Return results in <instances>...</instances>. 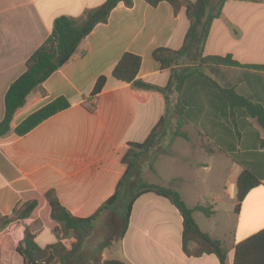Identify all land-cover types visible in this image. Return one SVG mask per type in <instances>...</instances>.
<instances>
[{"label": "crops", "instance_id": "0c3cea01", "mask_svg": "<svg viewBox=\"0 0 264 264\" xmlns=\"http://www.w3.org/2000/svg\"><path fill=\"white\" fill-rule=\"evenodd\" d=\"M105 1L0 0V120L5 114L7 90L27 70V61L51 34L55 18H77ZM131 2L129 7L118 3L108 20L86 36L85 51L32 91L14 126L56 98H64L68 107L23 135L10 132L0 137V215H10L29 200L39 201L29 218L0 231V264H10L24 227L35 220L42 223L35 237L37 245L44 248L56 242L51 233L54 223L43 198L47 191H55L71 215H94L114 195L126 171L124 157L130 144L143 143L160 122L164 112L161 98L153 93L145 103H138L131 84L115 79L112 70L124 53H131L141 61L137 79L165 87L170 71L162 69L152 53L158 48L178 50L189 21L184 7L174 14L165 1L155 6L144 0ZM226 55L243 66H264V1L223 3L209 27L203 56ZM202 70L219 85L233 88L253 105H261L264 116V69L203 65ZM99 77L105 78L103 88L91 96ZM193 82L182 95V103H187L182 127L176 128L177 116L170 103L164 113L168 116L166 127L157 140L159 144L168 137L169 149L148 163L150 172L141 165L140 176L147 183L171 186L189 207L211 204L215 211L211 217L195 211L193 218L203 232L224 244L228 249L226 264H232L235 245L264 228V178L235 211L236 179L242 165L264 171V147L258 148L264 129L255 115L231 103L222 110L212 106L215 101ZM172 98L176 100V94ZM201 140L216 152L204 154ZM163 162L167 165L164 173L157 167ZM216 163L227 173L220 190L199 173L208 174ZM111 217L112 212L105 210L94 227ZM116 229L110 224L108 234L91 250L85 245L86 258L117 259L126 264H219L214 254H184L179 212L166 198L152 192L133 202L121 239Z\"/></svg>", "mask_w": 264, "mask_h": 264}, {"label": "trees", "instance_id": "16d2710c", "mask_svg": "<svg viewBox=\"0 0 264 264\" xmlns=\"http://www.w3.org/2000/svg\"><path fill=\"white\" fill-rule=\"evenodd\" d=\"M144 1L152 6L165 1L171 6L174 14L184 7L189 21L183 44L178 50L158 48L152 53L161 68L170 71L168 83L165 87H158L137 79L141 61L139 56L131 53L122 55L112 70V76L121 82L131 84L133 97L138 103H145L151 94H157L164 105L162 118L143 143L130 144L124 157L126 171L118 181L114 195L94 215L87 218L75 217L60 204L55 191L50 190L43 195L49 208V219L54 223L51 233L56 238V242L41 248L35 242L36 234L42 228L41 221L35 220L31 225L25 226L23 237L15 248L23 264H126L117 259L98 261L94 257L86 258L85 242L93 233L96 220L105 210L112 212L114 218H110V224L117 228V238L121 239L127 228L133 202L147 192L166 198L179 212L182 218L181 247L186 256L200 257L203 254H214L219 264H226L228 249L220 240L203 232L193 218L195 211L201 212L206 218L211 217L215 212L214 207L211 204L189 207L179 192L171 186L143 181L140 176L141 165L143 161L150 160L148 154L157 144L159 135L166 127L168 116L164 113L170 103H173V113L177 116L176 128L182 127V115L187 104L185 101L182 103L184 100L182 95L189 90L191 81H197L205 95L215 101L213 105L209 100L212 106L222 110L224 106L231 103L233 107L242 108L247 114L255 115L258 124L264 129V116L260 114L261 105H253L249 99L237 94L233 88L219 85L202 70L203 65L236 66L258 70L264 69V66H243L232 60L230 55L203 56V46L209 27L212 21L219 16L226 0ZM118 3H123L127 7L132 4L131 0H106L101 5L86 10L77 18L68 16L55 18L51 34L29 58L26 63L27 70L10 85L5 94V114L0 120V137L10 132L23 135L43 120L68 107V102L64 98H56L27 115L14 126V119L25 106L27 97L32 91L53 72L68 63L73 56L85 51L86 36L96 25L108 20L111 10ZM104 81V77L97 79L91 96H95L102 90ZM174 94H176V100L172 98ZM219 112L222 115V112ZM175 134L185 136L180 132ZM262 147H264V138L258 145V148ZM200 149L204 154L209 155L216 152L203 140L200 141ZM232 157L240 165L242 164L237 157ZM149 168L152 169V166L150 165ZM263 178L264 171L256 166L242 165V170L236 179V212L246 194L259 186ZM38 205V199H32L15 208L10 215H0V231L14 221L29 218ZM63 239H73L69 248L61 243ZM232 264H264V228L235 245Z\"/></svg>", "mask_w": 264, "mask_h": 264}, {"label": "rangeland", "instance_id": "374dc122", "mask_svg": "<svg viewBox=\"0 0 264 264\" xmlns=\"http://www.w3.org/2000/svg\"><path fill=\"white\" fill-rule=\"evenodd\" d=\"M169 146H170V142H169V138H162L160 143L153 146L151 148V151L149 152L148 156L150 158V160H145L143 161L142 163V167L143 169L145 168L147 170V172H150V170L148 169V163L153 160V157L155 158L156 155H163L164 152H166L168 149H169ZM155 154V156H154ZM220 157L222 156H219L218 159H220ZM164 164L160 163V165H158V169L162 171V173H164V170H166V163L163 162ZM200 175L201 176H204L206 175V177H208V179L211 181V182H214L216 183V186L219 188H222V180L224 177L227 176V173H226V169L221 167L219 163H216L212 170L206 174V172L200 170ZM144 181V180H143ZM106 222L104 223H101V225L99 227H94V230H93V233L86 239V242H85V245H86V249L87 250H91V248L101 240V238L105 237L107 234H108V230L107 228L109 227L110 225V219H105ZM64 240V239H63ZM69 240V239H67ZM10 264H21V260L19 258V256L16 254V255H13L10 257Z\"/></svg>", "mask_w": 264, "mask_h": 264}, {"label": "built area", "instance_id": "2783aa9c", "mask_svg": "<svg viewBox=\"0 0 264 264\" xmlns=\"http://www.w3.org/2000/svg\"><path fill=\"white\" fill-rule=\"evenodd\" d=\"M61 243L66 247V248H69L70 247V244H71V241L70 240H67V239H64L61 241Z\"/></svg>", "mask_w": 264, "mask_h": 264}]
</instances>
